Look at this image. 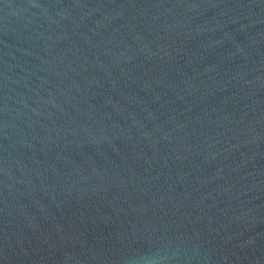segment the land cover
Returning <instances> with one entry per match:
<instances>
[{
	"label": "water",
	"instance_id": "95a60500",
	"mask_svg": "<svg viewBox=\"0 0 264 264\" xmlns=\"http://www.w3.org/2000/svg\"><path fill=\"white\" fill-rule=\"evenodd\" d=\"M0 264H264V0H0Z\"/></svg>",
	"mask_w": 264,
	"mask_h": 264
}]
</instances>
